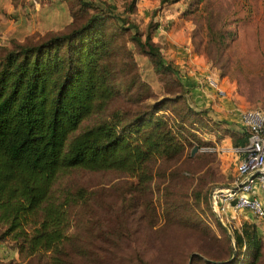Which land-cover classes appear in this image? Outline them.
Instances as JSON below:
<instances>
[{"label": "rangeland", "instance_id": "374dc122", "mask_svg": "<svg viewBox=\"0 0 264 264\" xmlns=\"http://www.w3.org/2000/svg\"><path fill=\"white\" fill-rule=\"evenodd\" d=\"M87 1L93 5L83 6L81 0H0V55L13 41L37 43L98 15L102 21L96 29L110 38L115 73L110 83L119 93L72 136L114 110L133 105L134 97L145 103L166 99L169 123L186 140L184 156L175 164L150 163L147 179L81 168L61 175L54 198L67 190L83 198L76 215L73 208L67 209L70 224L59 250L29 255L9 237L0 238V264H249L250 252L244 247L236 251L228 240L244 223L255 228L260 240L254 264H264V221L232 209L220 216L210 203V192L229 186L235 176L238 159L231 152L230 137L242 130L240 111H264V0ZM105 1L134 22L142 38L150 34L175 74L154 70L151 59L131 41L134 29L122 28L100 10ZM189 57L200 58L218 85L227 86L226 99L237 122L229 120L230 115H203V109L191 103L180 69L185 62L179 63ZM201 145L216 150L197 149Z\"/></svg>", "mask_w": 264, "mask_h": 264}, {"label": "trees", "instance_id": "16d2710c", "mask_svg": "<svg viewBox=\"0 0 264 264\" xmlns=\"http://www.w3.org/2000/svg\"><path fill=\"white\" fill-rule=\"evenodd\" d=\"M81 1L83 6L93 5ZM100 6L122 28L134 29L132 43L151 59L157 73L177 72L149 33L142 38L137 25L117 14L114 4L105 1ZM101 21L94 15L86 24L37 43L13 41L0 55V238L9 237L29 255L58 251L70 224L67 209L73 208L76 215L81 205L80 192L67 190L54 198L61 175L81 168L117 170L147 179L150 163L175 164L184 156L186 140L169 123L166 99L145 103L134 97L133 105L114 110L72 136L119 93L110 83L115 75L110 38L96 29ZM241 131L230 137L234 148L247 144L248 133ZM198 148L216 150L211 145ZM241 228L228 240L236 251L248 250L249 264H254L260 240L252 225L244 223Z\"/></svg>", "mask_w": 264, "mask_h": 264}, {"label": "built area", "instance_id": "2783aa9c", "mask_svg": "<svg viewBox=\"0 0 264 264\" xmlns=\"http://www.w3.org/2000/svg\"><path fill=\"white\" fill-rule=\"evenodd\" d=\"M203 83L219 92L213 73L209 72ZM238 123L248 133L247 144L234 148L239 156L234 180L229 186L217 187L210 192L211 209L220 216L228 209L246 211L264 221V205L256 196L257 191L264 194V111L259 108L240 111Z\"/></svg>", "mask_w": 264, "mask_h": 264}, {"label": "crops", "instance_id": "0c3cea01", "mask_svg": "<svg viewBox=\"0 0 264 264\" xmlns=\"http://www.w3.org/2000/svg\"><path fill=\"white\" fill-rule=\"evenodd\" d=\"M181 65V72L183 73L182 81L188 87V94L190 95L191 103L197 107L207 111V114L211 117H218L227 119L226 116L230 115L229 120L237 122L235 118L232 119V102L227 100V86L219 85V92L215 89L199 84L198 82H203L204 77L209 75V67L200 58L190 57ZM219 82H222V78ZM225 112V113H224ZM238 124V123H237ZM239 125V124H238ZM236 156V160L239 156L235 153L234 149H231ZM236 168V165H235ZM235 177V176H234ZM234 180V179H233ZM257 197L262 201L264 205V194L257 191Z\"/></svg>", "mask_w": 264, "mask_h": 264}, {"label": "bare ground", "instance_id": "6f19581e", "mask_svg": "<svg viewBox=\"0 0 264 264\" xmlns=\"http://www.w3.org/2000/svg\"><path fill=\"white\" fill-rule=\"evenodd\" d=\"M206 78H207V76H205V77H204V79H203V80H204L203 82H205V83H206ZM203 82H201V84H203V85H204V83H203ZM217 84H218V81H217ZM205 86H206V85H205ZM218 87H219V85H218Z\"/></svg>", "mask_w": 264, "mask_h": 264}, {"label": "water", "instance_id": "95a60500", "mask_svg": "<svg viewBox=\"0 0 264 264\" xmlns=\"http://www.w3.org/2000/svg\"><path fill=\"white\" fill-rule=\"evenodd\" d=\"M194 150H195V149L193 148V149H192V151H191V153H193V152H194ZM229 238H230V236H229Z\"/></svg>", "mask_w": 264, "mask_h": 264}]
</instances>
